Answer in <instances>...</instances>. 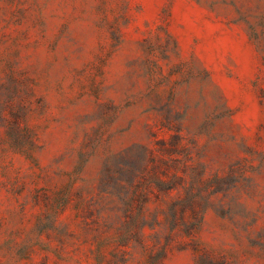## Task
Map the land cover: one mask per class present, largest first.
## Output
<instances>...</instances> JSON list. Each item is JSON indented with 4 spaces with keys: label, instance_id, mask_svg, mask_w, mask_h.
Segmentation results:
<instances>
[{
    "label": "rangeland",
    "instance_id": "rangeland-1",
    "mask_svg": "<svg viewBox=\"0 0 264 264\" xmlns=\"http://www.w3.org/2000/svg\"><path fill=\"white\" fill-rule=\"evenodd\" d=\"M0 264H264V0H0Z\"/></svg>",
    "mask_w": 264,
    "mask_h": 264
}]
</instances>
